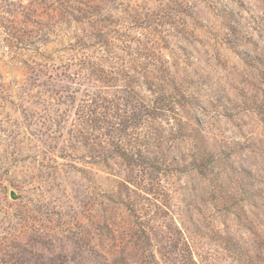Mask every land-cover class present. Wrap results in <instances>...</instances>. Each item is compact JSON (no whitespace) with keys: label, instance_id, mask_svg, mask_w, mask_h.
Returning a JSON list of instances; mask_svg holds the SVG:
<instances>
[{"label":"rangeland","instance_id":"obj_1","mask_svg":"<svg viewBox=\"0 0 264 264\" xmlns=\"http://www.w3.org/2000/svg\"><path fill=\"white\" fill-rule=\"evenodd\" d=\"M0 264H264V0H0Z\"/></svg>","mask_w":264,"mask_h":264},{"label":"trees","instance_id":"obj_2","mask_svg":"<svg viewBox=\"0 0 264 264\" xmlns=\"http://www.w3.org/2000/svg\"><path fill=\"white\" fill-rule=\"evenodd\" d=\"M92 8V11L94 10L95 11V9L97 8V7H91ZM84 12V11H83ZM86 15H88V13H86ZM85 15V16H86ZM85 18V17H84ZM75 21V20H74ZM77 21V20H76ZM75 21V22H76ZM98 22H100V21H98ZM98 22H97V20L96 21H94V24H96L97 23V26H98ZM96 29H97V27H96ZM110 33H113V31H110ZM115 33V32H114ZM106 35V38H105V41H102V48H105L104 49V53H106L107 55H109V54H113V49H115V47H117V45H116V42H115V40H113V36H109V33H106L105 34ZM112 38V40L110 39V38ZM107 39V40H106ZM111 74H113V72L111 73ZM110 76H107L106 78H109Z\"/></svg>","mask_w":264,"mask_h":264},{"label":"water","instance_id":"obj_3","mask_svg":"<svg viewBox=\"0 0 264 264\" xmlns=\"http://www.w3.org/2000/svg\"><path fill=\"white\" fill-rule=\"evenodd\" d=\"M10 197L14 200L18 199V195L14 191H11Z\"/></svg>","mask_w":264,"mask_h":264}]
</instances>
